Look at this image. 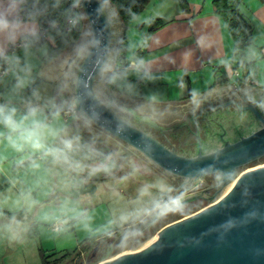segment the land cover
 I'll return each mask as SVG.
<instances>
[{
	"label": "water",
	"instance_id": "obj_1",
	"mask_svg": "<svg viewBox=\"0 0 264 264\" xmlns=\"http://www.w3.org/2000/svg\"><path fill=\"white\" fill-rule=\"evenodd\" d=\"M71 7L82 10L83 29L77 42L78 47L87 49L82 57L75 54L64 71L71 88L67 97L81 101L77 112L91 116V125L118 140L125 149L134 150L145 163L181 180L178 189L183 188L184 194L165 205L160 215L176 208L177 200L180 205L199 198L208 201L207 205L162 226L141 248L133 250L142 242L128 246L131 251L101 259L97 264H264V162L255 163L264 157V87L250 86L252 92L248 93L245 87L233 83L213 86L181 101L135 99L171 104L175 110L173 106L182 107L193 101L231 97L232 89L242 100L248 94L252 102L235 104L252 114L250 118L243 115L238 136L232 140L221 137L222 143L204 148L199 145L191 153L177 152L119 112L122 107L114 98H132L104 85L125 27L113 3L74 0ZM159 111L164 114L163 108ZM211 174L216 176L218 188L213 195L205 191L185 194L198 180ZM227 184L228 190L216 198Z\"/></svg>",
	"mask_w": 264,
	"mask_h": 264
},
{
	"label": "rangeland",
	"instance_id": "obj_2",
	"mask_svg": "<svg viewBox=\"0 0 264 264\" xmlns=\"http://www.w3.org/2000/svg\"><path fill=\"white\" fill-rule=\"evenodd\" d=\"M197 1L200 3L203 0H185L187 8L192 10L195 7L194 2ZM181 9L180 0H148L138 13L128 17L124 23L125 59H131L142 48L144 36L152 20L162 22ZM24 22L28 25L30 34L37 32L34 20ZM79 24L83 28L82 19ZM78 45L74 41L69 49H64L62 53H57L46 61H42V57L47 52L48 42L37 48L28 44L14 52L13 56L19 58L20 64L13 70L7 71L6 68V73L0 77V102L11 99L17 107L22 108L23 102L28 99H34V102L42 105L49 101L61 104L69 100L67 81L63 78L64 71L59 79L62 85L57 81L62 67L65 70L72 61ZM257 62L261 66L259 71L257 69L259 84L264 87V57ZM255 64L257 66L256 62ZM235 66L242 74L237 60ZM25 67L30 68V79L35 77L38 86L31 90V94L27 91L14 94V80L17 74H23L22 69ZM169 76L168 83L160 82L158 77L153 78L157 82H149L146 79L140 80V73L121 68L117 75L118 88L133 96L155 101L168 99L185 87L184 82L174 81L177 73ZM206 83L200 82L193 87L200 89V84L206 87ZM33 92L37 94L35 98ZM75 121L73 115H68L64 122L68 124L72 134L77 135L78 132L70 126ZM4 151L6 158L0 162V171L9 182L0 189V264H43L45 255L72 251L88 236L108 231L120 232L126 225L149 212L161 197L172 191V186L163 177L135 172L126 176L119 188H115L113 182L105 185L99 183L98 189L93 193H82L80 199L73 198V178L67 172L66 166L41 162V168L33 171L26 161L23 166L12 171L14 165H19V157L7 149ZM229 187L227 184L216 198L223 195ZM17 211L19 215H8ZM149 240L143 241L133 250L141 248ZM101 257H106V254ZM52 258L49 256L50 260Z\"/></svg>",
	"mask_w": 264,
	"mask_h": 264
},
{
	"label": "flooded vegetation",
	"instance_id": "obj_3",
	"mask_svg": "<svg viewBox=\"0 0 264 264\" xmlns=\"http://www.w3.org/2000/svg\"><path fill=\"white\" fill-rule=\"evenodd\" d=\"M74 56L75 54L72 57L74 58ZM69 77L72 78L71 75ZM105 81L104 85L107 89L116 90L120 93L124 92L114 82L113 87H107ZM235 84L245 87L249 91L248 93L252 92L250 86H255L244 81ZM67 86L68 91H70L71 88L68 83ZM232 91L231 97H223L212 101H193L182 107L173 106L179 112L175 111L171 104L143 103L135 99L127 101L124 97L114 99L116 104L122 107L118 108L119 112L130 117L131 120L163 144L169 147L172 146L180 153H191L199 145L204 148L215 143H222V138L232 140L238 136V132L242 129L243 115L248 114V118L252 117L249 111L240 110L235 105L243 106L246 102H252L248 94L246 99L242 100L234 89ZM229 100L235 102H227ZM162 108L164 114L161 115L159 110ZM125 109L130 112L124 111ZM161 119L165 120L162 121ZM71 127L78 132V134L75 133L81 137L82 143L88 146L76 156L77 158L75 157L80 163H83L79 168L73 169L66 166L67 172L73 178L71 185L73 198L80 199L82 193H93L98 189L99 183L105 185L108 182H113L114 187L119 188L125 177L135 172L147 175L157 174L163 177L172 186V191L161 197L149 212L133 223L126 225L120 232L112 231L109 233L108 231L96 236H88L72 251L60 252L58 255L56 252H51L47 255L46 262L43 264H94L96 261L95 264H97L103 259L114 257L125 251H131L127 249L128 246L149 240L162 226L208 204V201L199 198L183 203L179 208L176 207L160 215L165 205L184 194V192L182 193L183 188L178 189L180 179L170 178L157 170L152 164L145 163L134 150L125 149L118 140L113 139L91 124L86 125L82 119L76 118ZM260 162H264V157L255 163ZM216 184V176L214 174L207 175L198 180L185 194L205 191L207 195H213L218 190ZM173 194H175V197H173ZM104 254H106V257L102 258L101 256ZM49 256L53 258L50 260Z\"/></svg>",
	"mask_w": 264,
	"mask_h": 264
},
{
	"label": "crops",
	"instance_id": "obj_4",
	"mask_svg": "<svg viewBox=\"0 0 264 264\" xmlns=\"http://www.w3.org/2000/svg\"><path fill=\"white\" fill-rule=\"evenodd\" d=\"M21 1L23 0H0V15L6 16L16 31L15 37L11 40L6 34L0 33V54H6L9 57L13 56L14 52L19 51L21 47L28 45L26 37L31 34L28 32V25L24 21L34 20L38 28V22L35 19L19 18ZM194 5L195 7L190 10L185 4V8L181 7L180 12L165 19L162 25L153 31L148 30L144 36L142 48L138 49L133 57L126 60L121 66V68L140 73L142 77L140 80L146 79L149 82H157L153 78L158 77L160 82L168 83L169 74L177 73L174 81L184 82L183 91H178L169 96L168 99L158 101L141 96H133L123 90L126 96L149 102L181 101L213 87L212 85L216 79L221 77L217 78L214 76V71L218 70L224 72L228 82L226 84L240 81L246 82L248 78L251 84L252 82L254 83L252 85L262 87L259 84L258 72H256L255 77L246 74L245 61L256 62L259 71L261 66L260 62L257 61L259 58L264 57V1L242 0L238 5L239 12L252 27L253 41L246 47L244 58L233 57L232 38L221 15L215 10L213 0H203L200 3L197 1V3L194 2ZM0 59L2 63L5 62L8 71V64L4 59ZM69 60H67V63ZM236 60L241 65L242 74L235 66ZM128 63L133 64L134 67H126ZM63 68L64 66L57 82L60 81L59 79L64 71ZM63 78H65L64 74ZM186 78L189 81V90L192 95L188 94ZM16 79L14 82H16ZM34 80L35 77H32L22 91H26V88ZM192 82H195L196 85L200 82L207 83L206 87H203L204 84H200L199 89L193 87L195 84ZM114 83L118 87L117 76ZM59 84L62 85L61 82ZM63 116V120L68 117V115Z\"/></svg>",
	"mask_w": 264,
	"mask_h": 264
},
{
	"label": "clouds",
	"instance_id": "obj_5",
	"mask_svg": "<svg viewBox=\"0 0 264 264\" xmlns=\"http://www.w3.org/2000/svg\"><path fill=\"white\" fill-rule=\"evenodd\" d=\"M82 18V14H74L70 16L69 23L76 26ZM0 33L6 34L10 40L16 35L12 23L4 15H0ZM86 51V47L81 46L75 50V54L82 57ZM0 58L6 61L10 70L16 69L20 64L16 56L0 54ZM22 72V75L17 74L14 94H18L29 83L30 68L25 67ZM36 95L33 92V98ZM80 103L77 97L61 104L49 101L45 105L28 99L23 102L22 108L17 107L11 99L0 102V162L6 158L4 150L7 149L17 154L19 165L23 166L27 161L28 167L33 171L41 168V162L79 168L80 161L75 157L88 146L82 143L79 135L72 134L62 116L73 115L82 119L86 125L91 124V116L77 112ZM175 203L179 208L180 201Z\"/></svg>",
	"mask_w": 264,
	"mask_h": 264
},
{
	"label": "trees",
	"instance_id": "obj_6",
	"mask_svg": "<svg viewBox=\"0 0 264 264\" xmlns=\"http://www.w3.org/2000/svg\"><path fill=\"white\" fill-rule=\"evenodd\" d=\"M74 0H23L20 2L21 6V15L23 19H35L38 22V29L41 26L48 27L46 36L42 37L39 30L36 33L28 35L26 41L28 44H31L33 47L37 48L41 44L48 42L49 46L46 54L42 57V61L53 57L55 54L63 52L64 49H69L74 41H77L82 34V25L79 23L72 28L71 31L67 32L64 29V21L67 17L74 14H81L82 11L80 8H73L71 4ZM116 8L119 16L122 18L123 22L125 20L138 13L143 6L147 3L148 0H110ZM263 2L264 0H260ZM242 0H213V5L215 10L221 15L226 27L229 31V34L232 38L233 48L232 55L233 57L244 58L245 49L253 41L252 38V27L247 19L239 12L238 5ZM181 7L185 8V0H180ZM48 22H51L50 26ZM80 22V20H79ZM54 23H58L57 26H54ZM163 24L158 22L157 19H154L150 22L149 29L153 31L157 27ZM124 33L119 46V51L115 64L112 68L111 73L108 75L105 84L107 87H113V82L115 77L120 74L121 66L125 63V46H124ZM237 63L239 61L237 60ZM240 64V63H239ZM2 65V64H1ZM246 74L255 77L257 72L256 64L252 62L245 61ZM220 74V75H219ZM214 76L219 77L216 79L215 85L226 84L227 78L224 72L220 70L214 71ZM223 76V77H222ZM186 85L188 89V94L192 95L189 90V81L186 78ZM37 79L34 80L31 85L26 88L27 92L32 93V91L38 86ZM32 90V91H31ZM26 162V161H25ZM21 165H14L12 171H15L16 168H19ZM7 177L0 171V189L8 185ZM8 215H19V212H11ZM44 263L46 262V255L44 256Z\"/></svg>",
	"mask_w": 264,
	"mask_h": 264
},
{
	"label": "built area",
	"instance_id": "obj_7",
	"mask_svg": "<svg viewBox=\"0 0 264 264\" xmlns=\"http://www.w3.org/2000/svg\"><path fill=\"white\" fill-rule=\"evenodd\" d=\"M19 18L20 19H22L23 18V15H19ZM69 18H70V16L69 17H67L66 19H65V21H64V29H65V31H67V32H69V31H71L72 30V28L74 27V26H72L70 23H69ZM79 23V22H78ZM51 25V22H48V25L47 26H50ZM58 25V23H54V26H57ZM47 29H48V27H44V26H41L38 30H39V32H40V35L42 36V37H45L46 36V32H47ZM2 64V65H1ZM126 67H134V65L133 64H131V63H128L127 65H126ZM4 73H6V66H5V62H1V59H0V76H2ZM237 74V73H236ZM246 82H249V79L247 78L246 79ZM251 82V81H250ZM252 84H254L253 82H252Z\"/></svg>",
	"mask_w": 264,
	"mask_h": 264
}]
</instances>
